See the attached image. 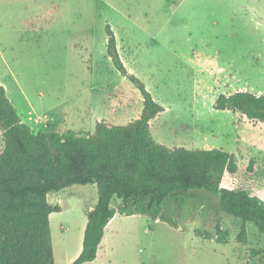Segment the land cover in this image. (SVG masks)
Segmentation results:
<instances>
[{
	"label": "rangeland",
	"instance_id": "obj_1",
	"mask_svg": "<svg viewBox=\"0 0 264 264\" xmlns=\"http://www.w3.org/2000/svg\"><path fill=\"white\" fill-rule=\"evenodd\" d=\"M107 25L130 74L165 109L151 122L156 143L235 154L238 173L227 185L264 201V125L214 109L220 95H264V0H0V80L20 118L32 114L43 133L68 119L69 130L82 134L100 122L125 126L139 118L143 96L108 57ZM78 112L86 123L75 121ZM47 199L61 208L50 217L54 262L71 264L98 186ZM121 204L115 196L111 207ZM163 214L177 226L117 215L89 264H264V234L224 212L208 191L173 194ZM218 227L227 244L217 242ZM243 227L248 242L241 244Z\"/></svg>",
	"mask_w": 264,
	"mask_h": 264
},
{
	"label": "trees",
	"instance_id": "obj_2",
	"mask_svg": "<svg viewBox=\"0 0 264 264\" xmlns=\"http://www.w3.org/2000/svg\"><path fill=\"white\" fill-rule=\"evenodd\" d=\"M106 33L108 57L144 99L139 118L125 126L100 122L93 134L34 132L22 121L0 83L4 141L0 153V264H55L50 216L61 208L49 204L47 197L73 186L97 185L99 201L87 213L82 251L71 264L97 260L106 229L117 215L148 216L176 227L163 214V203L178 192L208 191L219 199L224 212L254 223L264 234V201L227 185L238 173L235 154L222 149H169L156 143L151 122L165 109L126 68L110 25ZM214 109L264 125V95L245 90L220 95ZM115 196L122 200L117 209L111 207ZM197 234L212 239L209 232ZM228 237L218 227L217 242L227 244ZM238 242H248L245 227Z\"/></svg>",
	"mask_w": 264,
	"mask_h": 264
},
{
	"label": "crops",
	"instance_id": "obj_3",
	"mask_svg": "<svg viewBox=\"0 0 264 264\" xmlns=\"http://www.w3.org/2000/svg\"><path fill=\"white\" fill-rule=\"evenodd\" d=\"M38 23H40V21L38 22ZM39 25V24H38ZM1 79V78H0ZM0 83L2 84V85H4L2 82H1V80H0ZM5 88H6V86H4ZM6 90H7V88H6ZM7 93H8V90H7ZM78 114V116H77V119H75V121H78V122H80L81 121V123H86L87 121H88V116L87 117H84L83 116V114L82 113H80V112H78L77 113ZM33 115L31 114L30 115V117L28 118V120L27 119H23L22 117H21V119L23 120V122L25 123V124H27L30 128H31V130H33L34 132H38L37 131V126H39L40 125V121L38 120V119H35V118H33L32 117ZM68 115L66 114V117H67ZM73 116V115H72ZM76 115H74V117H75ZM71 119V118H70ZM67 121H68V119L67 120H64L63 122H56L55 124H48V125H46V128H47V130H46V133H52V132H57V133H60V134H62V133H64V132H66L67 130H69L70 129V123L69 124H67ZM106 122V121H105ZM80 128H82V127H80ZM80 130H83V129H80ZM79 130V131H80ZM73 131V130H72ZM78 131V132H79ZM76 132V131H75ZM77 132V133H78ZM3 147H4V142H1L0 143V153L2 152V150H3ZM51 217V216H50ZM99 252V251H98Z\"/></svg>",
	"mask_w": 264,
	"mask_h": 264
}]
</instances>
